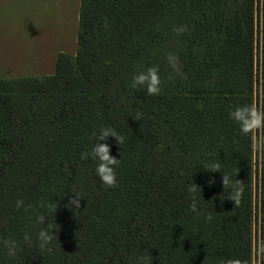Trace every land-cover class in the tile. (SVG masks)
I'll list each match as a JSON object with an SVG mask.
<instances>
[{
    "label": "trees",
    "instance_id": "16d2710c",
    "mask_svg": "<svg viewBox=\"0 0 264 264\" xmlns=\"http://www.w3.org/2000/svg\"><path fill=\"white\" fill-rule=\"evenodd\" d=\"M153 66L149 96L131 85ZM244 105L264 113V0H81L74 55L0 78V264H264V127L241 132L229 113ZM102 127L124 137L107 140L115 188L80 158Z\"/></svg>",
    "mask_w": 264,
    "mask_h": 264
},
{
    "label": "crops",
    "instance_id": "0c3cea01",
    "mask_svg": "<svg viewBox=\"0 0 264 264\" xmlns=\"http://www.w3.org/2000/svg\"><path fill=\"white\" fill-rule=\"evenodd\" d=\"M81 0H0V78L53 74L77 49Z\"/></svg>",
    "mask_w": 264,
    "mask_h": 264
},
{
    "label": "clouds",
    "instance_id": "9594fccd",
    "mask_svg": "<svg viewBox=\"0 0 264 264\" xmlns=\"http://www.w3.org/2000/svg\"><path fill=\"white\" fill-rule=\"evenodd\" d=\"M173 31L182 34L187 31V26L182 25L178 27H174ZM168 62L172 66V68L178 71V60L173 55L169 54ZM161 77L159 75L158 67H149L146 71L135 74L132 78V87L137 89L146 90L147 95L155 96L159 95L161 92ZM229 116L231 119L236 121L240 125V130L243 134L247 135L249 133H255L256 130L264 127V113L258 111L255 105H244L235 108V110L230 111ZM135 119H139L138 117ZM114 137L118 144L122 146L124 143V137L119 134L115 129L111 127H102L98 132L94 131L92 133V137L95 140V143L90 152L81 153V159H88L91 157L94 160L98 161L96 167V173L99 176L101 182L108 188L118 187L117 175L115 168L119 165L120 160L111 154V146L107 143L109 137ZM103 141V143H101ZM209 171H221V166L219 163H214L210 166L206 167ZM214 181L210 180L209 183H213ZM222 183L224 188L228 187L231 189L228 199L234 200L235 205L238 206L241 203V199L243 196L244 189L242 187L233 185L229 176L223 174ZM75 196L70 200L69 206L80 207V200L78 197H82L79 192L73 191ZM189 193H195L196 187L189 186ZM22 200H18L16 203V207L19 209L23 205ZM43 206V204H42ZM50 209L52 205L48 206ZM190 209L193 212H197V201L195 195L192 196V203L190 205ZM27 210V209H25ZM55 210V209H53ZM56 211V210H55ZM199 214V213H198ZM207 220H211L212 216L209 214L206 217ZM39 222L43 223L45 221V217L43 215L38 217ZM24 239L26 241H30L31 237L29 234H25ZM54 239V236L49 233L46 229H41L38 233V240L40 242V248H45L48 244H50ZM4 247L7 248L8 255L10 257H15L17 252V244L14 240H4ZM137 264H151L149 258L147 256H141ZM221 264H225L224 261H221ZM227 264H236V262L232 260H228Z\"/></svg>",
    "mask_w": 264,
    "mask_h": 264
},
{
    "label": "rangeland",
    "instance_id": "374dc122",
    "mask_svg": "<svg viewBox=\"0 0 264 264\" xmlns=\"http://www.w3.org/2000/svg\"><path fill=\"white\" fill-rule=\"evenodd\" d=\"M75 53H76V52H75ZM75 53H74V54H75ZM68 54H69V53H68ZM74 54H72V55H74ZM258 243H259V245H260L259 238H258Z\"/></svg>",
    "mask_w": 264,
    "mask_h": 264
}]
</instances>
